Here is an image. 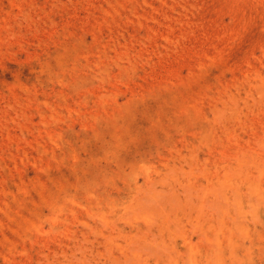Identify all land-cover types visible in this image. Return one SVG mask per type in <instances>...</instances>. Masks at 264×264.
<instances>
[{
    "label": "rangeland",
    "instance_id": "374dc122",
    "mask_svg": "<svg viewBox=\"0 0 264 264\" xmlns=\"http://www.w3.org/2000/svg\"><path fill=\"white\" fill-rule=\"evenodd\" d=\"M0 264H264V0H0Z\"/></svg>",
    "mask_w": 264,
    "mask_h": 264
}]
</instances>
